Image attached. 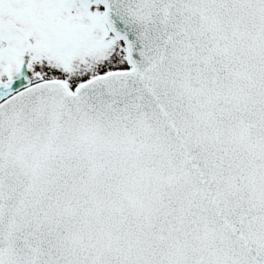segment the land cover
Listing matches in <instances>:
<instances>
[{
	"label": "snow or ice",
	"instance_id": "6c2138e0",
	"mask_svg": "<svg viewBox=\"0 0 264 264\" xmlns=\"http://www.w3.org/2000/svg\"><path fill=\"white\" fill-rule=\"evenodd\" d=\"M0 264H264V0H0Z\"/></svg>",
	"mask_w": 264,
	"mask_h": 264
}]
</instances>
